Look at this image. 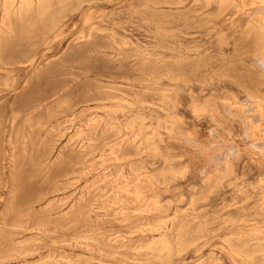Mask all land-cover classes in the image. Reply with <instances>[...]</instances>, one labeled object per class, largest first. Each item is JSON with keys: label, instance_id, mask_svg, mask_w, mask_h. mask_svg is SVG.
<instances>
[{"label": "rangeland", "instance_id": "obj_1", "mask_svg": "<svg viewBox=\"0 0 264 264\" xmlns=\"http://www.w3.org/2000/svg\"><path fill=\"white\" fill-rule=\"evenodd\" d=\"M135 2L93 8L85 12L92 13L87 25L78 13L61 37L44 47L48 59L33 66L3 64L10 57L3 47L7 33L0 32V264H233L221 254L226 239L234 243L243 237L252 246L255 238L264 242V154L248 149H260L264 143L257 146L252 139L236 136L230 140L240 146L242 155L231 160L233 172L228 176L196 147L168 140L166 130L159 128L163 117L156 111L142 112V125L140 119L134 121L136 112L114 108L118 120L106 126L97 122L108 118L104 113L108 109L90 103L83 117L53 129L49 117L54 112L24 111L31 99L29 90L47 92L61 83H66L61 95L69 92L71 97L102 85L131 100L129 91L115 90L130 83L120 78L132 65L126 54L131 49L160 51L155 25L161 15L134 12L129 17L128 5ZM242 13L232 18L237 20ZM95 43L106 46L94 51ZM232 92L249 106L250 94ZM158 104L150 101L148 106L155 109ZM91 113L98 117L87 122ZM247 114L254 126L264 127L258 115ZM179 117L188 132L200 131L206 137L203 146L215 147L207 141L209 125L198 123L188 111ZM245 129L243 125L241 130ZM151 131L159 132L155 156L148 146ZM91 152L77 173L55 178L63 163ZM136 193L150 205H137ZM157 201L160 205H152ZM160 225L162 234L155 231ZM183 225L190 231L202 227L206 235L198 245L177 253ZM257 229L261 233L254 236ZM163 238L174 249L171 254L156 250Z\"/></svg>", "mask_w": 264, "mask_h": 264}, {"label": "bare ground", "instance_id": "obj_2", "mask_svg": "<svg viewBox=\"0 0 264 264\" xmlns=\"http://www.w3.org/2000/svg\"><path fill=\"white\" fill-rule=\"evenodd\" d=\"M123 1L0 0V32L5 29L7 33L3 47L9 51L10 57L3 64L11 67L25 64L33 66L38 61H46L48 55L44 47L51 46L61 37L63 29L68 28L74 16L79 13L85 17L84 24L87 25L91 22L92 13L85 12L106 5L120 6ZM128 6L129 17H133L134 12L144 16L161 15L155 25L160 51L147 54L143 50L131 49L126 54L132 65L120 78L130 83L124 90H115L123 93L129 91L133 95L132 99L118 97L116 92L108 91L102 85L97 86L95 91L88 88L71 97L69 92L61 95L66 84L61 83L47 92L34 93V90H29L31 99L25 102L24 111L35 112L44 108L54 112L49 117L52 129L55 124L60 127L77 117H83L89 111L86 106L90 103L96 104L94 108L108 109L104 110L108 118L100 117L97 122H104L106 126L118 120L114 108L136 112L138 116L134 121L140 119L142 125L145 123L140 114L156 111L163 117L159 128L166 130L168 140L196 147L202 156L216 164L219 172L221 170L228 176L232 175L231 160H238L242 149L230 140L236 136L243 138L242 141L250 142L252 139L254 145L264 143V127L261 124L254 126L247 114L255 113L264 123V0H136ZM239 12L243 13L237 20L233 19ZM227 22L230 27L226 26ZM229 45H232L230 53L227 48ZM105 46L100 43L92 45L94 51H100ZM248 61L252 62L249 66L246 63ZM253 62L258 64L256 68ZM242 68L244 73H240ZM231 89L250 94L249 106L241 104L235 94L230 93ZM52 98V103L44 105ZM150 101H159L160 104L153 109L148 106ZM219 107L226 110V113L212 112ZM184 111H188L198 123L209 125L207 141L216 144L215 147L203 146L206 137L200 131L191 133L184 128L187 125L179 117ZM208 114L211 118L206 120ZM93 116L98 117L96 113H91L86 121L92 122ZM241 116L243 120L239 118ZM243 125H246L244 132L241 130ZM237 129L241 131L240 135L236 134ZM157 133L151 131L149 134L148 146L152 156L157 153L154 145ZM218 142L222 144L218 145ZM248 149L252 154H264V146ZM89 155H93V152L76 154L63 163L55 178L77 173L85 166V157ZM134 201L137 205H150L141 200L138 193ZM152 205L160 203L157 201ZM194 208L195 205H190L192 211H195ZM163 229L160 225L155 231L162 234ZM260 233L257 229L253 234L256 236ZM204 235L202 227L190 231L188 226L183 225L178 233L175 251L181 253L188 247L198 245L205 238ZM242 238L234 243L231 238L226 239L220 248L221 254L228 256L233 264H264V242L255 238L257 243L252 246L250 241ZM207 243L209 241L204 244ZM204 244L198 246L197 251ZM156 250L171 254L174 249L163 238Z\"/></svg>", "mask_w": 264, "mask_h": 264}]
</instances>
